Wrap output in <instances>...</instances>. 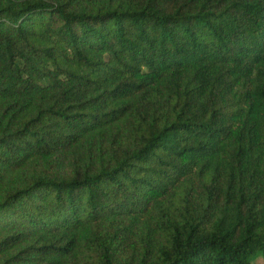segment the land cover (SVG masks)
Wrapping results in <instances>:
<instances>
[{"label": "trees", "instance_id": "1", "mask_svg": "<svg viewBox=\"0 0 264 264\" xmlns=\"http://www.w3.org/2000/svg\"><path fill=\"white\" fill-rule=\"evenodd\" d=\"M264 258V0H0V264Z\"/></svg>", "mask_w": 264, "mask_h": 264}, {"label": "rangeland", "instance_id": "2", "mask_svg": "<svg viewBox=\"0 0 264 264\" xmlns=\"http://www.w3.org/2000/svg\"><path fill=\"white\" fill-rule=\"evenodd\" d=\"M254 264H264V258H259Z\"/></svg>", "mask_w": 264, "mask_h": 264}]
</instances>
